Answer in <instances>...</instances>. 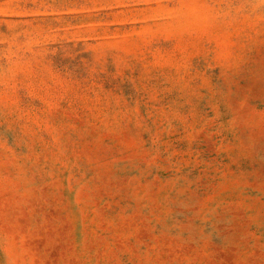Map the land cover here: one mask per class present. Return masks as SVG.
<instances>
[{"label": "rangeland", "instance_id": "374dc122", "mask_svg": "<svg viewBox=\"0 0 264 264\" xmlns=\"http://www.w3.org/2000/svg\"><path fill=\"white\" fill-rule=\"evenodd\" d=\"M0 264H264V0H0Z\"/></svg>", "mask_w": 264, "mask_h": 264}]
</instances>
